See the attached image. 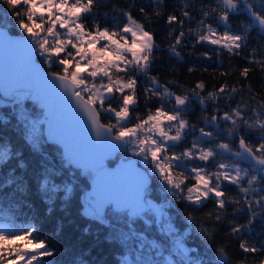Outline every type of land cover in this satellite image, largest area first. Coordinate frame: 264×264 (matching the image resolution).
<instances>
[{
	"label": "snow or ice",
	"instance_id": "6c2138e0",
	"mask_svg": "<svg viewBox=\"0 0 264 264\" xmlns=\"http://www.w3.org/2000/svg\"><path fill=\"white\" fill-rule=\"evenodd\" d=\"M125 3L0 0V38L12 52L2 96L18 109L25 143L44 160V143L61 146L62 165L90 181L82 214L104 225L109 212L126 217L119 241L135 238L146 264H264V241L250 239L264 225V0ZM189 57L209 65L191 64L186 72L198 78L181 82L178 66ZM22 157L0 145V192L28 194L16 174L27 170ZM61 174L49 165L37 177L49 214L73 194ZM155 186L161 196L153 198ZM137 221L160 239L137 232ZM223 224L215 259H193L187 226L209 246ZM40 232L34 220L0 226V264H49L57 253Z\"/></svg>",
	"mask_w": 264,
	"mask_h": 264
},
{
	"label": "trees",
	"instance_id": "16d2710c",
	"mask_svg": "<svg viewBox=\"0 0 264 264\" xmlns=\"http://www.w3.org/2000/svg\"><path fill=\"white\" fill-rule=\"evenodd\" d=\"M110 2L121 7L126 6L125 0H110ZM8 26L11 28V24ZM252 37L253 45H255V41L258 39L255 32L252 33ZM171 63H175V60L173 59ZM193 63L209 65V62L198 61L195 57L187 58L183 66H178L180 80L189 81L198 78V73L189 77L186 72L187 67ZM157 64L159 72H167L169 66L167 53L164 54L163 59L158 61ZM223 67H227L226 62ZM0 100L3 102V105H0V116L7 117L10 120L9 123L0 121V145H11L14 151L23 154L22 158L27 164V170L21 172V170L17 169L16 174L23 175L24 179L31 185L27 195H21L19 192H16L10 196L9 193L13 192V188L11 187L0 192V226L10 222L21 224L26 220H34L38 223L41 228V236L49 238L51 246L57 253L49 264H123L125 257L131 264H135L138 258H141V264H146L148 257L141 256V250L135 246L138 243L135 238L129 244H121L119 241V234L129 231L130 221L126 217L114 212L107 213L106 219L109 222L107 225L94 222L84 216L82 214L85 207L84 193L89 188L86 187V182L89 184L90 181L87 180L86 176L78 174L72 167L62 165L61 152L55 146H50L56 157L55 160L49 159L47 162L41 164L35 163L29 153V146L23 139L24 129L17 120V107L13 101H3L1 98ZM199 114V106L194 107L192 119H196ZM49 165L56 167L62 173L59 176L61 183L73 186L71 199L65 203L58 197L51 214L47 212V205L43 203L37 191V177L40 175L42 167ZM8 167H15V162ZM6 180L7 169L0 170V184H4ZM159 196H161L159 187H153L152 197ZM211 207L212 205L208 204L197 215H202L203 212L208 211ZM176 211V209H173L174 216H176ZM178 211L180 214H183V206H179ZM134 228L137 232L145 233L150 239H160L155 226L147 228L143 222L137 221L134 224ZM262 228H264V225L258 222L255 231L250 234V239L253 242L264 241V231H262ZM85 229H87V232ZM219 229L220 232L215 238V243L205 246L195 234L194 226H187V230L191 232V239L188 243L195 253V256L192 257L193 259H215V249L217 245L225 242L224 233L228 231V225H219ZM236 243L235 240L231 241L229 247V253L234 259H238L242 255L236 247Z\"/></svg>",
	"mask_w": 264,
	"mask_h": 264
},
{
	"label": "water",
	"instance_id": "95a60500",
	"mask_svg": "<svg viewBox=\"0 0 264 264\" xmlns=\"http://www.w3.org/2000/svg\"><path fill=\"white\" fill-rule=\"evenodd\" d=\"M13 38H17V37H13ZM11 58H12V52H11L8 41L5 38H0V98L4 101H10V102L12 100L10 98H4L2 94L8 82V74H9V69H10ZM46 144L49 146H55L59 149L61 147L51 142H46ZM117 164H118V161H117ZM88 191H89V194H91V190L90 188H88L84 193V197L86 196ZM84 203L86 204L87 201H84Z\"/></svg>",
	"mask_w": 264,
	"mask_h": 264
},
{
	"label": "rangeland",
	"instance_id": "374dc122",
	"mask_svg": "<svg viewBox=\"0 0 264 264\" xmlns=\"http://www.w3.org/2000/svg\"><path fill=\"white\" fill-rule=\"evenodd\" d=\"M225 62L227 63V61H225ZM238 63H239V61H238ZM160 73H165V72H160ZM207 79H209V78H207ZM185 81H187V80H181V82H185ZM0 105H3V102L1 100H0ZM42 152L46 153L48 155L49 159H53V160L56 159L55 155L53 154V152L51 150V147L48 146L46 143H44L42 146ZM29 153H30L31 157L33 158L34 162L37 164H41L43 162L48 161V160H44L42 158L41 154H37V153L32 152L30 148H29Z\"/></svg>",
	"mask_w": 264,
	"mask_h": 264
}]
</instances>
